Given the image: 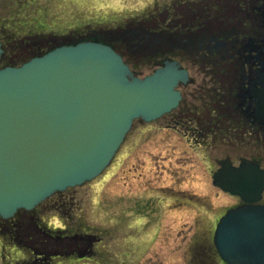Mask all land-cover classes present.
<instances>
[{"label": "water", "instance_id": "water-1", "mask_svg": "<svg viewBox=\"0 0 264 264\" xmlns=\"http://www.w3.org/2000/svg\"><path fill=\"white\" fill-rule=\"evenodd\" d=\"M2 54L0 44V58ZM187 80L174 63L136 77L110 47L62 46L0 69V217L33 210L98 177L132 122L175 108ZM212 184L241 199L219 219L213 245L226 264H264V170L220 163Z\"/></svg>", "mask_w": 264, "mask_h": 264}, {"label": "rangeland", "instance_id": "rangeland-1", "mask_svg": "<svg viewBox=\"0 0 264 264\" xmlns=\"http://www.w3.org/2000/svg\"><path fill=\"white\" fill-rule=\"evenodd\" d=\"M169 2L0 0V33L10 41L6 54L22 58L30 50L26 37L62 35L82 22L125 29L136 17L163 12ZM195 89L193 83L180 90L189 95ZM162 121H135L98 178L53 195L33 211L31 217L48 230L92 235L85 259L61 255L52 264H202L198 257L203 249L212 251L218 217L237 203L212 185L218 161L229 158L237 165L239 158L258 156L264 167V150L211 145L209 136L206 145H197L190 133L165 129ZM212 262L223 264L214 256Z\"/></svg>", "mask_w": 264, "mask_h": 264}, {"label": "flooded vegetation", "instance_id": "flooded-vegetation-1", "mask_svg": "<svg viewBox=\"0 0 264 264\" xmlns=\"http://www.w3.org/2000/svg\"><path fill=\"white\" fill-rule=\"evenodd\" d=\"M138 18L125 29L121 25L91 28L82 22L62 35L26 37L30 50L22 58L6 54L10 41L0 33V65L12 66L85 41L113 48L137 77L174 63L187 75L185 84L177 86L180 100L175 109L153 122L163 120L165 129L190 133L197 145H206L209 136L211 145L264 150V0H170L163 12L151 11ZM145 67L150 73L143 76ZM193 83L196 89L189 95L180 90ZM221 161L235 166L224 158L218 167ZM244 161L264 169L258 156L239 158L237 165ZM233 198L237 203L232 207L242 203ZM259 203H264L263 195ZM31 215L20 210L12 218L0 217V264H52L53 258L69 254L86 258L91 244L88 235L48 230ZM205 250L198 260L213 264V256L214 261L218 258L214 247L211 252Z\"/></svg>", "mask_w": 264, "mask_h": 264}, {"label": "bare ground", "instance_id": "bare-ground-1", "mask_svg": "<svg viewBox=\"0 0 264 264\" xmlns=\"http://www.w3.org/2000/svg\"><path fill=\"white\" fill-rule=\"evenodd\" d=\"M160 204V203H159ZM183 208V207H182ZM185 208V207H184ZM184 211H185V209H183ZM154 213H155V211H154ZM158 216V215H157ZM157 216H155L156 218H157ZM156 220V219H155ZM156 222V221H155Z\"/></svg>", "mask_w": 264, "mask_h": 264}]
</instances>
